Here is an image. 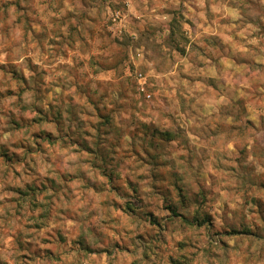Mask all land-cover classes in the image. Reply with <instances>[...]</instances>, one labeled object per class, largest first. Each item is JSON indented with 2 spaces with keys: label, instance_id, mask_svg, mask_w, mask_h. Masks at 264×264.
<instances>
[{
  "label": "clouds",
  "instance_id": "obj_1",
  "mask_svg": "<svg viewBox=\"0 0 264 264\" xmlns=\"http://www.w3.org/2000/svg\"><path fill=\"white\" fill-rule=\"evenodd\" d=\"M0 264H264V0H0Z\"/></svg>",
  "mask_w": 264,
  "mask_h": 264
}]
</instances>
